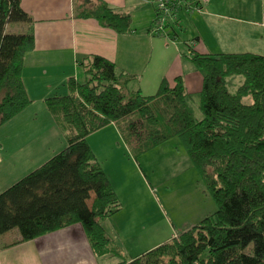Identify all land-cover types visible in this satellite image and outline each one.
Masks as SVG:
<instances>
[{
    "label": "trees",
    "instance_id": "1",
    "mask_svg": "<svg viewBox=\"0 0 264 264\" xmlns=\"http://www.w3.org/2000/svg\"><path fill=\"white\" fill-rule=\"evenodd\" d=\"M184 1L201 8L205 4ZM0 7L2 125L32 103L22 72L35 39L32 31L5 29L8 23L32 21L21 0H1ZM87 9L83 17L96 18L117 33L132 28L129 12L103 0ZM155 11L151 30L159 15L156 6ZM167 26L173 29L174 24ZM188 45V57L204 76L200 119L191 110L182 75L148 96L129 90L134 75L111 59L99 54L81 58L84 78H69L67 94L46 99L66 146L0 192V235L17 228L26 241L82 223L97 254L122 255L123 248L103 225L122 202L88 142L90 133L114 122L136 158L179 137L217 202V210L192 227L117 264H264V54L200 53ZM235 74L244 81L234 93L227 78Z\"/></svg>",
    "mask_w": 264,
    "mask_h": 264
},
{
    "label": "crops",
    "instance_id": "2",
    "mask_svg": "<svg viewBox=\"0 0 264 264\" xmlns=\"http://www.w3.org/2000/svg\"><path fill=\"white\" fill-rule=\"evenodd\" d=\"M103 1L116 10L132 15V28L129 33H117L110 27L100 25L96 18L83 17L87 8L98 3V0H21V6L32 16V21L17 25L23 28L21 33L32 31L35 39V47L27 56L22 72L32 103L22 113L31 111L37 114L41 108L44 112L42 115H48L50 123L42 131L36 129L31 132L37 142L22 150L21 155L18 152L13 155L12 151L5 150L0 163L8 158V161L15 163L20 160L23 170L32 171L66 146V138L64 141L63 133L46 99L67 94V80L71 77L79 78L80 73L83 74L81 58L86 54L102 55L114 61L120 70L133 74L134 77L127 84L129 90L139 89L148 96H154L165 83L172 86L177 76L182 75L190 96L192 93L199 95L201 92L203 74L192 65L184 63L180 55L181 49L175 42H167L164 37L152 33L151 26L156 15L154 0ZM240 2L237 1L238 7ZM221 6L222 2L219 1L205 2V10L201 15L219 19V28L214 29L216 35L213 34V43L206 40L207 37L210 38L208 31L203 30L205 34L200 31L196 41L202 43L205 49L200 50L197 44L194 49L200 53L253 51L264 54V13L260 19H255L246 12L241 13L244 8L240 12L238 8H231L229 5L226 9ZM13 24L8 23L5 29L16 30ZM204 26L207 27L208 24L204 22ZM238 31L241 32L240 36L236 34ZM228 45L232 48L226 49ZM36 104L41 106L36 109ZM57 142L59 144L56 145ZM88 142L122 202L121 210L104 221L103 225L108 235L123 248L124 253L116 256L97 254L90 245L82 223H72L26 241L20 240V231L15 228L0 235V264H117L123 259L135 258L177 235L161 240L158 235L159 223L151 220L149 209L145 210L147 215L143 218L149 219L148 226H137L139 219L143 217V211L138 207L139 197L133 187L140 184L146 187L147 179L138 161L131 157L130 148L125 145L118 125L110 122L100 130L90 133ZM165 145L163 143L151 150H160ZM176 149L178 152V148L172 149V152ZM7 154L10 156H6ZM1 170L2 166L0 173ZM4 180L0 181V187L5 184ZM128 199L134 209V216L131 218L126 217L125 213ZM210 206L202 208L198 205L195 208L192 219L194 224L214 212ZM208 208L210 211H206ZM162 220L165 223V219ZM11 233L13 239L9 240ZM144 243L148 247H142L141 244Z\"/></svg>",
    "mask_w": 264,
    "mask_h": 264
},
{
    "label": "rangeland",
    "instance_id": "3",
    "mask_svg": "<svg viewBox=\"0 0 264 264\" xmlns=\"http://www.w3.org/2000/svg\"><path fill=\"white\" fill-rule=\"evenodd\" d=\"M216 1L222 2L221 7L223 9H226L229 5L231 8H238L241 12V9L244 8L241 13L245 14L246 12L248 16H252L251 18L255 19H260L264 13V0H240L241 2L239 7L237 6V1L239 0H214V2ZM204 10L205 9L202 8V10L188 11L184 9V11H181L178 15L180 22L178 24L174 23L173 27L175 32L178 33L177 35H173V29H170L169 26L164 28L161 34L156 33L154 29L151 30L152 33L157 36L162 38L164 37L167 42H175L181 49L180 55L184 59V63L192 65L195 69L197 67L192 64L193 62L190 61L187 54L189 50L188 44L193 46L197 44L200 50L205 49L202 43L195 40L197 34H200V31L204 33L203 30L208 31L210 38L207 37L206 40L209 43H213V40H215L213 34L216 35V31L214 29L219 28V19L211 16H206V18L201 15ZM244 14L243 16H245ZM204 22L208 24L207 27L204 26ZM17 24L18 23L13 24L15 25L13 27L17 28L16 30L10 28H8V30H11L10 32H13L14 30L15 32L18 31L21 33L23 28ZM223 28L225 29V26H223ZM239 32L240 31L236 33L238 36L241 35V32L240 34ZM228 47L232 48L228 45L226 49H229ZM196 70L200 71L198 68ZM81 71H83V74L80 73L79 79H83L85 76L84 70L82 69ZM243 81V75H231L227 78V86H229V90L231 92L235 93ZM245 101L250 102L251 98L246 97ZM189 102L195 117L197 119L202 118L203 111L200 108V93L199 95H194L192 93L189 98ZM40 106V104H36V109ZM27 112L28 113L21 112L18 115H24H17L9 122L0 125V150L2 149V151H0V158L1 155L5 154V150H9L10 152L12 151L13 155L17 152L21 155L22 150L37 142V139H35L33 134L31 135V132L36 129H40L42 131L50 123L49 116L47 115V117H45L42 115L44 112L41 108L40 112H37V114H34L33 112L31 113V111ZM167 141L168 142H165L166 145L162 146L160 150H150L151 152H147L144 157H141V155L139 158H136L130 151L131 157L138 161V165L142 168L143 175L147 179L146 187L144 184L133 187V191H137L138 193V207H140L143 211V213H141L143 217L139 219L137 226H148L149 219L144 220L143 218L147 215L145 210L149 209L151 212V215H149L151 220H157L159 223L160 229L158 230V235H160L159 238L161 240L170 238L174 234L178 235L183 229L192 227L194 224L192 219L195 216L194 210L198 205L203 208L209 207L211 204L210 209H213L211 211L215 212V210H217V202L215 198H213L211 193L206 189L201 177H199L196 166L193 165L192 159L187 154L180 138L173 137ZM57 144H59V142H57L56 145ZM125 145L130 148L127 143ZM174 148H178V152L177 149L175 152H172V149ZM6 156L10 155L7 154ZM8 160L9 158L3 159L1 162L2 164L0 163V168L2 166L0 181L5 179L3 181L5 183L3 185L5 186L2 185V187H0V192L7 187H10L14 182L31 171L23 170L24 168L22 169V162H20V160H17L16 163ZM203 193L205 196H202ZM92 199L88 201V204H92ZM126 202V217L129 216L128 218H131L134 216L132 213L134 209L130 206L131 202L129 199ZM206 211H210L209 208ZM162 218L165 219V223H163L164 221ZM108 219L110 218H105L104 221H107ZM11 239H13L12 233L9 237V240ZM116 243L117 242H115V244ZM146 245L147 243L141 244L142 247H148ZM140 250L141 248L138 249V251ZM120 259L121 258H119V260Z\"/></svg>",
    "mask_w": 264,
    "mask_h": 264
},
{
    "label": "built area",
    "instance_id": "4",
    "mask_svg": "<svg viewBox=\"0 0 264 264\" xmlns=\"http://www.w3.org/2000/svg\"><path fill=\"white\" fill-rule=\"evenodd\" d=\"M157 11H159L158 17H156V23L154 26V31L156 33H162L163 29L168 27V24H178L179 18L178 15L181 11H195L202 10L200 5H192L186 3L184 0H154ZM206 2L207 0H200Z\"/></svg>",
    "mask_w": 264,
    "mask_h": 264
}]
</instances>
